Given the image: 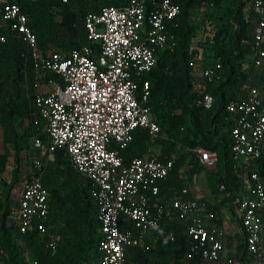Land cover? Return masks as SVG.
I'll list each match as a JSON object with an SVG mask.
<instances>
[{
  "label": "built area",
  "instance_id": "2783aa9c",
  "mask_svg": "<svg viewBox=\"0 0 264 264\" xmlns=\"http://www.w3.org/2000/svg\"><path fill=\"white\" fill-rule=\"evenodd\" d=\"M179 12L176 0H127L123 6H104L84 17L90 45L73 48L66 55L49 52L44 56L16 0L0 3V44L6 41L3 30H10L25 45L38 77L47 71L59 74L65 83H35L34 103L47 143L37 135L31 137L29 177L21 184L14 210L20 235L36 230L45 248H57L58 236L46 226L49 194L43 174L52 154L61 149L71 168L89 182L90 197L97 205L101 238L97 256L85 264H134L128 252L138 247L149 251V240L165 217L178 221L184 230L186 261H219L226 235L223 226L214 222L219 215L207 209L208 201L192 197L187 187L176 197L160 193V183L169 177L174 161L144 155L125 162L121 155L136 129H145L150 143L161 135L148 104L150 91L145 75L155 66L158 49H172L171 29L178 27ZM246 13L252 16L253 41L247 64L255 76L226 103L225 111L230 122L231 153L235 160L249 163L264 152V86L260 89L254 82L264 68V0H249ZM204 61L202 57L201 66ZM200 75L204 87L205 83L218 82L222 78L221 63L202 66ZM197 104L210 109L212 95L203 91ZM183 152L196 156L205 168L216 167V152L198 145L185 147ZM247 178V193L236 201V216L249 263L264 264V181L253 168ZM224 188L221 184L220 190ZM121 217L133 229H122ZM167 236L176 243L174 230Z\"/></svg>",
  "mask_w": 264,
  "mask_h": 264
},
{
  "label": "trees",
  "instance_id": "16d2710c",
  "mask_svg": "<svg viewBox=\"0 0 264 264\" xmlns=\"http://www.w3.org/2000/svg\"><path fill=\"white\" fill-rule=\"evenodd\" d=\"M176 1L180 12L178 27L171 29L174 45L172 49L163 48L156 51V64L145 75L150 91L148 104L161 130V135L156 140L161 146V153L156 155L150 152L149 146L152 143L148 140L147 131L138 128L133 134L132 142L121 151V155L125 162L132 157L144 155L162 161L172 159L174 165L170 178L167 182L160 183L161 195L170 198L178 196L181 189H176L175 185L178 163L187 161L186 172L190 176L201 170L197 157L177 151V146L181 149L201 146L216 152L218 156L216 171L212 174L210 183L211 189L223 194L228 192L230 198L235 199L230 183L236 179V173L243 164H239V160H235L231 153L230 122L227 120L225 105L255 76L247 64L253 53L249 21L251 14L245 16L249 0ZM1 2L3 0H0ZM16 2L27 15L28 25L37 39V46L45 56L49 52L66 55L73 48L90 45L84 28L85 15L89 12H99L104 6H123L127 0ZM210 3L221 12L222 19L218 24L210 25L204 36H201L198 34L199 25L192 24L189 17L193 10ZM3 32L6 41L0 44V128L3 141L0 176L12 157L10 188H13L29 177V167L23 177L22 170L25 165L30 164L32 135L39 136L44 144L47 143V137L41 131L42 120L34 103L35 83L37 80L40 84H46L49 80H56L62 85L65 83L62 76L47 71L38 77L25 45L10 30ZM202 57L205 60L209 58L212 64L219 61L222 65V78L215 83H205V87L198 83L195 74L198 67H194ZM192 61L194 65H191ZM259 86H264V82ZM203 91L209 92L213 97L210 109L197 104V99ZM247 166L256 170L264 181V152L259 159ZM221 184L225 186L224 190H220ZM43 185L49 194L46 226L49 231L57 234L58 245L55 251L45 248L36 230H32L21 235L25 246L33 251L37 264H85L97 256V246L101 238L97 205L90 197L89 182L71 168L66 153L58 149L47 162ZM8 209V202L3 204L0 200V212L3 210L0 215V227L3 229V236L0 238V260L3 264H11V261L12 264H25L15 242L16 233L20 235L15 228V220L12 221L13 228L5 227ZM207 209L219 215L218 208L210 202L207 203ZM214 222L220 224V218ZM120 223L122 229H133L132 224L122 217ZM175 224H179L178 221H175ZM168 230L169 227L164 231V237L171 243L167 236ZM72 240L75 246L65 250L63 247ZM177 241L183 244L180 250L185 251L188 247L186 235L176 238ZM237 257L241 263L246 264L243 243L239 246Z\"/></svg>",
  "mask_w": 264,
  "mask_h": 264
},
{
  "label": "crops",
  "instance_id": "0c3cea01",
  "mask_svg": "<svg viewBox=\"0 0 264 264\" xmlns=\"http://www.w3.org/2000/svg\"><path fill=\"white\" fill-rule=\"evenodd\" d=\"M245 16L247 17V13L245 14ZM250 17L252 18V16ZM220 19H222L221 12H219L217 7L213 6L212 3H210L207 6H202L198 10H193V13L189 17V20L192 24L196 23L199 25L198 34H200L201 36H204L210 25H213L214 23L218 24L219 22H221ZM211 64H212L211 61L207 62V60H205L202 66L207 67L210 66ZM199 66L202 67L201 65ZM196 76L198 83L200 82V85H203L201 78L200 77L198 78L199 74ZM254 82L263 85L264 68L260 71L258 78L256 76ZM0 142L2 144V148L0 149V153H1L3 151L1 128H0ZM149 150L151 153L158 155L159 153H161V146L160 144H157L156 141L152 143L151 146H149ZM177 151L184 153L183 149H181L180 146L179 148L177 147ZM184 154L186 155V153ZM241 163L243 164V166L237 171L236 179L232 180V182L230 183V186H232L231 191L235 199L230 198L228 192L226 194H223V192H214L211 189V185L210 187L203 185L199 186L196 183L198 182L196 180H200V178L202 177V173L205 170V167L203 165H201V167L199 166L201 170L196 175L190 176L189 173L186 172L188 176L187 177L188 180L186 179V182L180 187L181 189L183 187H187L192 197L197 199H205L211 204L215 205V207L218 208L221 226H223V219L225 218L226 220H229L231 222V224H228V233L227 234L225 233L226 245L221 253L218 262L203 263L201 261L199 262L198 260H194L190 262L186 261L183 258L184 251L180 250L183 244H181L180 241L179 242L177 241L175 244L168 243V241L164 237V233H165L164 231H166L168 227H169L168 232L171 229L175 231L177 235V239H179L180 236L185 235L183 228L179 224H175V221L173 219H169V218H166V220H164L163 223L161 224L158 232L151 236L149 240L151 245L150 251L148 252L143 251L141 247L135 248L134 250L128 252V259L132 260L134 264H228L227 263L228 259L237 260L239 264H243L240 262V260L237 257V251L243 240V231L240 222L237 220V216H236V201L238 198L244 197L247 193V189L249 186L247 174H248V170L250 169L247 165L250 162L248 163L245 159H239V164ZM169 178L170 177H168L163 182H167ZM171 186L172 185L170 184L169 187ZM0 200L3 204L5 202H8V207H9L8 214L6 215L4 221L5 227L7 229L13 228L12 221L15 220L14 222L16 223V216L14 209L18 204L19 195L12 202L9 200V195L5 193L3 188L0 187ZM2 213L3 210L0 212V215ZM1 236H3V229L0 227V238ZM247 263L250 264L248 259H247Z\"/></svg>",
  "mask_w": 264,
  "mask_h": 264
},
{
  "label": "rangeland",
  "instance_id": "374dc122",
  "mask_svg": "<svg viewBox=\"0 0 264 264\" xmlns=\"http://www.w3.org/2000/svg\"><path fill=\"white\" fill-rule=\"evenodd\" d=\"M193 44L195 43L194 39H192ZM202 59V58H201ZM198 61L197 63L201 62ZM210 59L207 58V62H209ZM195 64L194 67H198V64ZM201 67L199 66L197 68L196 71V75L199 74L198 78H201ZM197 77V76H196ZM43 85V84H42ZM202 89V86H201ZM41 90H44L43 88ZM2 148V144L0 142V149ZM12 167H13V159L12 157L9 158V161L7 163V166L5 168V171L2 172L1 176H0V187L3 188V190L5 191V193H7L9 195V200L10 201H14L15 198L19 195V191H20V186H21V182L16 184L15 186H13V188H10L11 186V179H12ZM29 166H24V169L22 170V177L25 175V173L27 172ZM187 163L186 160H184L183 162L181 161L180 163L177 164V168L175 171V185H176V189H180V187L186 182L187 179ZM216 171V167L211 166L209 168H205L204 172L202 173V177L200 178V180H196L198 182H196L199 186L203 185V186H208L210 187V183L212 181V174ZM184 173V174H183ZM186 176V178H185ZM188 180V179H187ZM192 186V185H191ZM206 189V188H204ZM228 224H231V222L229 220L223 219V227L225 229V233H228ZM15 242L17 244V246L19 247V255L22 257L23 262L25 264H34V261H37V259L35 258L34 254L32 253L33 251H31L30 249H28L23 241V237L21 235H18L16 233L15 235ZM75 246V242L74 240H72V242L70 244H66L63 248L65 250H69L72 247ZM58 251V249H57ZM12 264V261H11ZM232 264H239L237 260H233Z\"/></svg>",
  "mask_w": 264,
  "mask_h": 264
}]
</instances>
